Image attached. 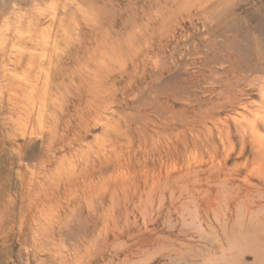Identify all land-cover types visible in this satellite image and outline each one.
<instances>
[{"label":"rangeland","instance_id":"obj_1","mask_svg":"<svg viewBox=\"0 0 264 264\" xmlns=\"http://www.w3.org/2000/svg\"><path fill=\"white\" fill-rule=\"evenodd\" d=\"M0 264H264V0H0Z\"/></svg>","mask_w":264,"mask_h":264},{"label":"bare ground","instance_id":"obj_2","mask_svg":"<svg viewBox=\"0 0 264 264\" xmlns=\"http://www.w3.org/2000/svg\"><path fill=\"white\" fill-rule=\"evenodd\" d=\"M61 85H62V83H61ZM36 98H38V99H36ZM48 98L49 97L42 95L39 97H35L34 102H32L30 100L32 102V105H30L31 107H29V108L26 107L28 109V113L26 114V117H27L26 120L27 121H29V122L33 121L34 120L33 116H35V113H36V119L35 120H37V121L38 120L42 121L41 118H44V117L46 119H49V118L51 119L50 116L53 117L52 120L55 121L56 124H57V122L60 123L63 121L64 117L66 116V112H67V102L66 101H68V99L64 98V97L62 99V97H60L61 101L58 102L59 109H57V108H55V104L53 103V100H51L52 96L49 98L50 100ZM64 100H66V101H64ZM52 103L54 104L53 107L55 109L53 111L50 110L51 111L50 112L48 110V108H51L49 106ZM41 121H40V123H41ZM49 121L51 122V120H49ZM84 122H85V120H84ZM46 125H49V124H46ZM40 126L41 127H37L36 130H34L32 128L33 130L31 129L30 133L26 132L25 134H23L22 135L23 141L21 143H25V144L31 143L32 144V143H35V141H39V143L42 145L41 148H42V151L44 152L43 154L45 155V156H43L44 162L48 160L46 157L48 155L47 153L50 151L56 150L58 148V145H62L63 143H80V142H82V136L80 134L81 130H77L75 127H73L70 124H66L64 126V130L62 132H59L57 130V125L55 128H48V129H43V125H40ZM48 127H50V126H48ZM79 129H81V126L79 127ZM71 131H72V133H71L72 136L69 135ZM138 131L139 130H137V132ZM23 132H25V131H23ZM144 137H146V136H144ZM83 140H84V138H83Z\"/></svg>","mask_w":264,"mask_h":264}]
</instances>
